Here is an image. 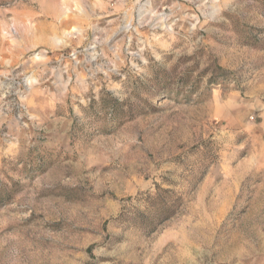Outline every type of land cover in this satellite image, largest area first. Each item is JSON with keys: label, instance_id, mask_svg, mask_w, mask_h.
<instances>
[{"label": "rangeland", "instance_id": "374dc122", "mask_svg": "<svg viewBox=\"0 0 264 264\" xmlns=\"http://www.w3.org/2000/svg\"><path fill=\"white\" fill-rule=\"evenodd\" d=\"M0 264H264V0H0Z\"/></svg>", "mask_w": 264, "mask_h": 264}]
</instances>
